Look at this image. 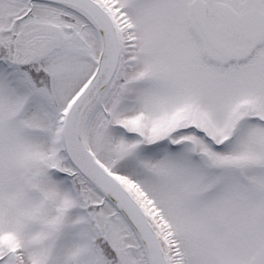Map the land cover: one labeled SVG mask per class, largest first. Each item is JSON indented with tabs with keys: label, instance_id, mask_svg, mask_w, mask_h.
Segmentation results:
<instances>
[{
	"label": "rangeland",
	"instance_id": "rangeland-1",
	"mask_svg": "<svg viewBox=\"0 0 264 264\" xmlns=\"http://www.w3.org/2000/svg\"><path fill=\"white\" fill-rule=\"evenodd\" d=\"M191 1L103 0L129 45L127 81L114 92L117 68L107 87L113 92L102 96L106 110L92 108L85 141L143 205L169 264H264V39L249 56L230 60L255 41L233 49L226 37L235 54L221 53L214 42L222 33L211 35L197 9L213 61L228 62L211 68L185 28ZM220 1L227 31L225 20L245 0ZM32 3L23 15L26 0H0V264H149L110 202L71 171L59 140L61 114L92 76L99 52L75 34L89 41L94 32L73 10ZM254 4L264 14V0ZM263 37L264 20L257 41ZM31 65L42 66L49 81H33ZM52 102L58 109L50 118ZM105 111L118 126L104 128ZM61 213L65 226L55 231L51 221L63 220ZM84 224L93 231L88 248L100 251L93 263L75 258Z\"/></svg>",
	"mask_w": 264,
	"mask_h": 264
},
{
	"label": "water",
	"instance_id": "water-1",
	"mask_svg": "<svg viewBox=\"0 0 264 264\" xmlns=\"http://www.w3.org/2000/svg\"><path fill=\"white\" fill-rule=\"evenodd\" d=\"M68 6L84 15L101 37V53L93 76L66 114L63 139L66 153L77 170L116 207L136 233L150 264H167L155 229L139 202L113 174L93 156L82 138L85 118L110 81L119 57V36L106 10L94 0H41ZM210 0H205L208 6Z\"/></svg>",
	"mask_w": 264,
	"mask_h": 264
},
{
	"label": "flooded vegetation",
	"instance_id": "flooded-vegetation-1",
	"mask_svg": "<svg viewBox=\"0 0 264 264\" xmlns=\"http://www.w3.org/2000/svg\"><path fill=\"white\" fill-rule=\"evenodd\" d=\"M255 4H254V0H245V2L241 6H239L241 8L239 11L246 13L245 18L248 17L247 16V11H248L249 12L248 14H251L249 16H251V17L253 16V19H250V22L248 19H244L243 21H241V20H237V18L231 19L230 21L225 20V28L227 31L221 30V18H219L221 15V10L216 6V5H218L220 7L225 8L226 7L225 3L221 2L220 0H214V4H212L211 7L209 8L208 20H207L208 30L210 31L211 35H213L214 37L217 35V32L222 33V34L218 35L220 38L216 37L215 42H214L216 49L218 51H220L223 54L224 53L225 54H235V52L233 51L234 48L243 47L244 45H241V44H243L247 40L255 41L245 54H243L242 56L233 57L230 60H234L237 58L241 59V58H244L246 56H249L250 53L256 51L262 45L264 37L261 38L260 41H257V36H258L259 28L262 25L263 20H264V14H263L262 10L261 11L259 10L261 12V14H256L259 12H258V7L255 6ZM197 9H198V13H200L199 8H197V6L195 7V0H192L191 1V17H192V20L190 21V16L187 17L188 15L185 14V12H184V18H185L184 24H185L186 30L188 31V36L190 37V39L194 45V51L196 48L197 53H199V50L201 47L205 48L206 52L204 53V55H208L209 63H210L209 65H211V61H213V60H210V59L215 60L216 55H215L214 51L212 50L213 48L211 47L210 41L207 43L205 36H204V33L202 31H200V29H199V25H198L197 19H196V16H198ZM233 13H235V12H233ZM160 20L161 19L159 16L155 22L159 23ZM160 26H161V24H160ZM209 31H208V33H209ZM230 36L236 37L235 40L231 41ZM226 37L228 38V40L231 43H234L233 49H230L228 47V44H227L228 40H226V42L224 41V39ZM161 38H163V40H161ZM217 41L218 42L220 41L222 43V47L216 45ZM159 43L166 45L167 42L164 39V37H159L157 44L159 45ZM245 47H248V45L245 44ZM217 63L220 66H225L226 64H228V62H225V61L217 62ZM211 68H212V65H211ZM121 82H122V79H120V78L116 79L114 81V86L116 87L114 92L119 88V83H121ZM110 92H113V89L107 91V94H109ZM62 225L63 224H61V223H53L52 227L53 228H59ZM84 226H85V224H84Z\"/></svg>",
	"mask_w": 264,
	"mask_h": 264
},
{
	"label": "trees",
	"instance_id": "trees-1",
	"mask_svg": "<svg viewBox=\"0 0 264 264\" xmlns=\"http://www.w3.org/2000/svg\"><path fill=\"white\" fill-rule=\"evenodd\" d=\"M88 26H90V25H88ZM90 52H93V49H90ZM40 69L38 70V71H33L32 69L31 70H29V71H31L30 73L33 75V74H36L37 76H38V79H40V80H42V82H44V83H47L48 82V76L50 75V74H46L45 72H42L44 69L43 68H41V67H39ZM48 70V69H47ZM35 82H36V80H34ZM33 84V83H32ZM45 86L47 85V84H44ZM54 109V108H53ZM51 112H52V110H51V107H50V114H47V116L48 117H50L51 118ZM97 206L99 207V205L97 204ZM113 215H118V216H120V214L118 213V212H114L113 213ZM128 226V225H127ZM129 227V226H128ZM130 228V227H129ZM105 249H107V245H105ZM99 253H100V251H99V249L98 250H93V252L91 253L92 254V256L94 257H97V255H99ZM109 256H110V254H109Z\"/></svg>",
	"mask_w": 264,
	"mask_h": 264
}]
</instances>
